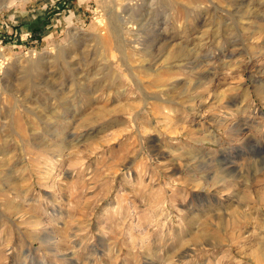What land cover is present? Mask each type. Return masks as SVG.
<instances>
[{
	"label": "rangeland",
	"instance_id": "rangeland-1",
	"mask_svg": "<svg viewBox=\"0 0 264 264\" xmlns=\"http://www.w3.org/2000/svg\"><path fill=\"white\" fill-rule=\"evenodd\" d=\"M0 264H264V0H0Z\"/></svg>",
	"mask_w": 264,
	"mask_h": 264
}]
</instances>
